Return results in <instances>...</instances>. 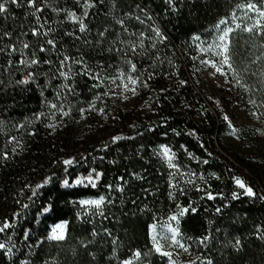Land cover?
<instances>
[{
  "label": "trees",
  "instance_id": "obj_1",
  "mask_svg": "<svg viewBox=\"0 0 264 264\" xmlns=\"http://www.w3.org/2000/svg\"><path fill=\"white\" fill-rule=\"evenodd\" d=\"M242 2L244 0H177L178 10L171 12L164 0H103V3L98 0L86 21L89 31L79 33L71 22L64 20L65 13L53 11L54 8L72 9L74 5L78 8L76 0H43L48 7L41 17V23L47 20L46 27L56 29L59 35L53 33L52 36L60 45L58 52L50 49L45 53L37 51L34 37L24 34L29 33L30 25L34 23V18L25 16V11L30 12V9L10 6L7 19L0 16V36L7 30L13 33L11 42L18 48L21 42L33 45L23 50L24 57L30 59L33 51L41 61H57L61 53L74 58L83 57V67L91 69L90 75L98 74L105 78L93 81L82 74V66L69 63L68 67L72 69L69 80L51 79L49 74L55 72V63L51 66L43 63L32 67L21 66L17 63L21 59L19 50L11 57L13 64L10 71H4L9 67V57L0 54V81L7 86L0 90V120L6 123V128L0 131V151L5 148L10 151L14 146L8 142L9 136L20 139L25 145L23 152L10 155L6 164H0V224L14 213L20 214L18 221L13 220L14 227L0 233V242L9 247L15 245L11 257L4 256L3 250H0V264H20L21 261L40 264L47 244L44 240L45 225L58 219H71L74 207L79 205L73 206L67 201L100 195L113 201L104 205L114 208L118 215L138 213L147 216L151 224L156 223L153 215L163 223L170 212L176 210V203L187 205L188 201H196L198 213L182 220L184 238L181 242L188 247V251L174 249L178 264H189V261L202 264L208 259L213 264H264V240L258 239L256 233V226L264 230V201L257 199L253 202L247 198L229 201V207L223 214L216 215L214 209L220 203L201 201L203 194L186 184L191 178L196 185H200L198 177L203 175L213 191L226 192L232 187L229 176L238 175L250 183L257 193L264 194V115L259 118L250 115L252 111L264 113V108L260 107L264 103V80L259 76L264 72V59L256 64L249 63L264 51L261 47L264 38L243 32L244 22L238 20L241 28L231 35V62L236 75L227 68L221 75L215 68L203 63L204 60L218 59L202 49H207L214 41L215 25L221 19L231 20L233 13L243 17V12L235 8L236 4ZM141 6L145 8L147 16L140 10ZM117 19L124 20L127 32L116 23ZM153 27H159L168 37L163 43L157 40L155 47H152V41L156 39ZM74 31L80 39L64 35ZM101 31H105L104 37L98 36ZM141 32L144 33L143 37L139 35ZM97 40L100 43H96ZM141 41L147 51L139 49L142 55L132 57L129 53L125 56L123 49L131 42L139 45ZM7 43L8 39L0 40V47ZM128 58L134 59L137 65L133 75L139 76L142 82L147 80L149 88H143L141 83L136 86L135 96L129 92V99L123 100L119 95L120 80L113 83L107 77H117L121 72L127 75L129 65L125 61ZM27 71L38 73L36 79L39 87L35 84L15 86L14 81L23 78ZM148 73H153L150 80ZM214 78H219L220 84L214 83ZM180 80L187 83L178 86ZM237 80H241L245 87L237 84ZM46 81L48 87H44ZM64 83H69L74 93H61L63 98L57 100L56 92ZM94 83L100 86L93 87ZM257 88L260 90L257 91ZM161 89L164 91L161 92ZM105 91H116L117 95L93 99L97 93ZM250 98L257 101L255 106L248 104ZM42 100L63 104L71 114L62 121L59 113L51 117V110L41 103ZM89 102L98 108L105 107L108 118L96 112H86V118L81 120L79 108H87ZM217 102L219 107L216 106ZM37 112H43L44 118L34 120L33 115ZM225 112H242V116L249 115L254 124L238 125L237 139L229 134L231 130L219 118ZM26 119L32 120L28 127H13L16 123L23 124ZM48 123L58 124L57 130L48 129L45 126ZM149 126L155 129L154 133L147 132ZM171 128L183 131L195 129L197 135L176 136ZM256 129L261 131L257 132ZM33 130L36 135L29 137L27 132ZM165 131L168 132L167 136L162 135ZM137 132H143L144 136H138ZM115 135L125 139L113 145L110 140ZM129 136L134 139H127ZM106 143L107 150L104 148ZM141 144L144 145L143 150L139 148ZM160 144L168 145L175 153L174 162L179 166V173L169 169L156 156L154 150ZM181 144L185 146L184 149L180 148ZM201 144L205 147L201 148ZM137 151H140L139 156L136 155ZM188 152L195 159L189 158ZM209 152L211 156H208ZM68 157L80 161L70 168L73 175L86 174L90 168L104 172L97 188L48 185L40 191L35 203L29 201L27 196L31 193L24 185L34 187L53 171L63 175V166L52 161ZM203 159H208L209 164L201 163ZM132 172L140 174L143 179H133L130 175ZM170 172L174 173L173 183L176 184L174 200L168 197ZM190 172L197 175L189 177ZM213 172L220 177L219 180L214 177L208 179ZM120 176L126 181L123 192L114 191L115 186L121 183L116 179ZM105 184H112L113 189L105 188ZM181 188L187 189L186 195H179ZM132 201H136L135 205ZM25 203L31 204L27 210L21 207ZM47 203H54L56 210L47 214V220L43 216L35 220L40 205ZM209 221L212 223L209 224ZM25 231L30 232L31 239L24 236ZM202 235L209 236L206 246L197 240ZM9 236L11 241L8 240ZM188 237L193 239L189 240ZM236 238L242 241L239 250L231 247V242ZM149 249L140 250L147 252ZM110 260L113 264L119 262L117 254L113 256L112 252ZM144 264H166V259L151 254L145 258Z\"/></svg>",
  "mask_w": 264,
  "mask_h": 264
},
{
  "label": "snow or ice",
  "instance_id": "obj_2",
  "mask_svg": "<svg viewBox=\"0 0 264 264\" xmlns=\"http://www.w3.org/2000/svg\"><path fill=\"white\" fill-rule=\"evenodd\" d=\"M98 0H76V5H78V8L74 5L72 9H61V8H54L53 11L55 12H63L64 20L69 21L72 23L74 28H77L79 33H85L89 31V25L87 24V18L91 15V10L95 9L97 6ZM100 3H103V0H99ZM177 0H164L165 6L171 11L176 12L178 9L176 7ZM40 6H37V5ZM10 6H15L16 8H25L30 9L31 11H25V16H30L31 18H34V23L30 25L29 33H24L25 35L30 34L32 37L36 39V43L38 45L37 51L40 53L48 52L50 49L59 51L60 45L58 44L57 40L54 36H52L53 33H56V35H59V33L56 32V29L52 27H46L48 24L47 20H44L43 23H41V17L44 13V11L47 9V5L43 3V0H0V16L7 19L8 13L10 10ZM235 8L237 10H240L243 12V17H237L233 13L231 20H228L227 18L221 19L216 25H215V39L208 46L207 49H202V51L211 52L212 55L218 59H208L204 60L203 63L210 65L211 67L215 68L217 73H220L221 75L224 74V69L227 68L233 72V75H236V69L234 68L232 64V53H231V35L235 33L237 29L241 28V23H237L238 20L244 22L243 26V32L245 33H251L254 34L257 37L264 38V0H244L242 3L236 4ZM141 11L145 12V15L147 16V12L143 6L140 8ZM82 13V14H80ZM40 14V15H38ZM127 15V14H125ZM151 19V17H148ZM137 20H139V17H136ZM246 21H251V23H247ZM116 23L119 24L123 31L127 32L128 29L124 26L125 22L124 20L117 19ZM232 25H235L233 27ZM152 32L155 35V40L152 41V47L156 46V41L163 43L167 41L168 37L162 31L159 27H153ZM13 33H10L9 31L5 30L3 32V35L0 36V40L8 39L9 43H7L4 47H0V54H5L9 57L8 59V65L9 67L4 69V71H10V68L13 64V60L11 57L13 54H15L18 50L21 52V59L17 61V63L24 67H32V66H38L39 64L43 63L45 65H53L56 64L55 72L50 73L51 79L56 78H62L64 81H67L70 79V75L72 74V69L68 67V64H74L77 66H82V74L85 76H89L93 81H101L105 79L104 77L97 75H90L91 69L84 66V60L83 57L74 58L71 55L63 54L61 53L58 57L57 61H53L51 59H44L41 61L36 56V51H33L31 58L24 57L23 50L32 48L33 45L27 42H21V46L18 48V46L11 42V36ZM65 36L68 37H74L75 39H80V37L75 35L74 32H66L64 33ZM141 37L144 36V33L141 32L139 34ZM99 37L105 36V31H101L98 33ZM51 37V38H50ZM86 43H91L90 41H86ZM96 43H100L99 40L96 41ZM123 44V41L120 42ZM264 48V45L261 46ZM139 49H144L145 45L143 41L140 42L139 45H136L135 42H131L126 49H123V52L125 56H127L129 53L132 57H135L136 55H142L139 51ZM118 51L120 49L118 48ZM261 59H264V51L261 52L260 55L256 56L255 60H250L249 63L256 64ZM126 64L129 65L128 68V74L125 75V73L121 72L119 73V76L117 77H107V79L111 80L113 83L117 79L120 80V84L118 85V88L120 89L119 95L123 98V100H128L129 97L127 93L131 92L133 96L137 94V85L142 83L143 88H149V83L147 80L141 81V78L139 76H134L133 73L137 70V65L134 62V59L128 58L126 59ZM67 69V70H66ZM38 73L34 71H27L26 74L23 76V78L16 79L14 81L15 86H24V85H30L35 84L37 87H39V84L37 82L36 76ZM253 75H257L256 73H253ZM259 76L262 80H264V72L259 73ZM153 73H148L147 78L148 80L152 79ZM187 82L184 80H180L178 82V86H183ZM237 84H239L241 87H245V85L241 82V80L236 81ZM131 85V87H130ZM49 84L46 81L44 84V87H48ZM99 83H94L93 87H99ZM3 87H7L3 85V82L0 81V90L3 89ZM260 89L257 88V91ZM161 92L164 91V89L160 90ZM61 93L65 94H73L74 89L69 83H64L62 86L59 87L58 91L56 92V99L60 100L63 97L61 96ZM40 95L43 97L44 92L43 90L40 91ZM117 95L116 91H105L103 93H97L95 97H93L94 100L99 99L101 96H115ZM211 100V97H209ZM42 104H44L49 110H51V117H55L57 113L60 114V120L62 121L64 117L69 116L70 110H65L63 104H56L49 102L47 100H42ZM159 103V102H157ZM248 104L256 105L257 101L254 99H249ZM217 107H219V102L216 104ZM190 107V106H187ZM261 108H264V103L260 104ZM86 112H96L97 115H100L104 117L105 119L108 118L109 114L106 111L105 107H97L96 104L89 102L88 107L79 108L80 113V119L84 120L85 113ZM43 112H37L34 113L33 119L34 120H41L44 118ZM251 116L259 118L261 115H264V113H260L258 111H252L250 113ZM224 123L228 129H230V135L235 136L237 139L239 138V131L235 127V124L231 117L225 113L223 116L219 117ZM32 123V120L26 119L23 124L16 123L13 125L14 128L20 129L21 127H28ZM165 124H167V121H165ZM48 129L51 131H56L58 124L55 123H48L45 125ZM6 128V123L4 120H0V131H3ZM155 129L151 126L147 127V132L154 133ZM257 132H260V129H256ZM172 134L176 136L185 135V136H196L197 130L195 129H189L187 131L183 130H177L176 128H171ZM27 135L29 137L35 136L36 131H29L27 132ZM138 136L143 137V132H137ZM162 135L167 136L168 132L165 131L162 133ZM125 139V137L115 135L111 137L110 143L115 145L118 143V141ZM127 139H134V137H127ZM8 142L10 144H13L14 146L9 151L7 148L5 150L0 151V164H6L7 161L10 158V155L12 154H19L20 152H23L25 150V145L20 139H17L14 136L8 137ZM201 148H204L205 145L201 144ZM104 148L108 149V144L106 143L104 145ZM141 150L144 149V145L141 144L139 146ZM181 149H184L185 146L183 144L180 145ZM155 154L158 158L162 159L168 166L169 169L175 170V173H179L180 169L179 166L174 162L176 159L175 153L172 151V149L166 145V144H160L158 146V149H155ZM137 156L140 155V151H137ZM187 155L191 159H195L193 154L191 152H188ZM212 154L209 152L208 156H211ZM101 160L104 159V157H100ZM80 161H77L73 157H68L60 161H52V163L57 164L58 166L62 165V172L63 175L57 173L56 171L51 172L49 175H45L42 178V181L40 183L35 184L33 187L30 184L24 185V188L28 189L31 193V195L27 196V199L31 201L32 203H35V198L39 196V193L41 190H43L48 185L53 186H59L60 188H73V187H84V188H97L98 184L102 182L104 177V172L102 170H97L96 168H90L87 170V173L85 175L76 174L73 175V173L70 171V168H72L75 164L79 163ZM109 163H115V161H109ZM204 165L209 164L208 159H203L201 161ZM133 179L135 180H141L143 177L135 172H132L130 174ZM189 177H194L197 174L195 172H190ZM173 176L174 173H169V181H168V197L170 200H174L173 193L176 190V184L173 183ZM214 177L216 180H219L220 177L216 176V174L210 173L208 179H211ZM117 180H119L121 183L117 184L114 188V191L117 192H123L124 189V183L126 181L124 180L123 176L117 177ZM198 179L201 181L200 185H196L195 182L189 178L186 181V184L192 185L196 188V191L199 193H202L203 195L200 197L201 201H218L220 203V206L215 207L214 213L216 215H222L224 210L229 207V201H238L241 200V198H247L253 202L255 200L264 201V194H259L255 190V188L244 178L238 175H230L229 181L232 185L231 188H229L226 192L225 191H213L211 188V185L208 184V180L205 178V176L200 175ZM105 188L107 189H113L112 184H105ZM23 191V189L21 190ZM186 188H181L179 190V195H186ZM17 203H20V201H17ZM67 203L72 204L73 206L79 205L84 210L83 212L78 211L76 213V219H81V217L84 215L85 212H87L88 208L94 209L93 215H99L101 217L104 216L103 212V206L105 203L112 204L113 201L108 199L104 195H100L96 198H80L77 200H69ZM132 203L135 205L136 201H132ZM31 204L25 203L22 204L21 207L24 210H27ZM87 206V207H85ZM176 210L171 211L170 214L166 217V220L163 223H160L155 215H153L152 219L156 221V223L149 224L148 225V239L151 244L150 249L147 252H142L139 248L132 249L131 254L129 258L121 259L119 260L118 264H144L145 258L148 257L151 254H155L159 256L162 260L166 259V264H178V261L174 258V249L178 248L183 252L188 251V247L181 242L183 237V232L181 228L182 220L183 218L189 216V215H195L198 213L199 208L196 201H188L187 205H183L180 203H176L175 205ZM56 210L54 203H47V204H41L39 209L37 210L36 217H34L35 220H38L39 217L43 216L45 220L48 219L47 214L50 212H54ZM20 217L19 213H14L12 217L5 218L2 221V224H0V233L5 232L6 230L12 228L15 226L13 223V220L18 221ZM90 222V221H89ZM212 222L209 221V224ZM71 222L66 219H58L51 223L50 225H45V232L46 235L44 236V240L46 241H52V242H61L64 241L66 238L67 230L70 227ZM219 231V229H216ZM105 233H107L109 236H111V233L107 228L104 229ZM256 233L257 238L264 240V230H262L261 226H256ZM97 233L95 231L92 232V236H96ZM24 236L28 239H31V234L29 231L24 232ZM11 236L8 237V240L11 241ZM187 239L191 240L192 237H188ZM197 240L199 243L204 244L206 246L207 241L209 240L208 235H202L200 237H197ZM39 243V241H38ZM116 241L113 239V244H115ZM242 241L239 238L234 239V241L231 242V247L239 250L241 247ZM15 248V245L8 246L6 243L0 242V250H3L2 254L6 257H11L13 255V249ZM172 249V250H169ZM112 255L115 256V248L113 249ZM178 255V253H176ZM200 258L197 257V261H199ZM20 264H26V261H21ZM189 264H196V262L189 261ZM202 264H213V261L211 259L206 260L205 262H202Z\"/></svg>",
  "mask_w": 264,
  "mask_h": 264
},
{
  "label": "rangeland",
  "instance_id": "obj_3",
  "mask_svg": "<svg viewBox=\"0 0 264 264\" xmlns=\"http://www.w3.org/2000/svg\"><path fill=\"white\" fill-rule=\"evenodd\" d=\"M214 83L220 84V79L214 78ZM225 113L231 117L236 128L238 125L254 124L251 117L242 116V112ZM78 211L84 210L81 206L74 207L64 241H47L40 264H113L110 255L114 248L121 260L129 258L132 249L151 247L148 239V225L151 223L147 216L138 213L118 215L114 208L104 205L103 217L93 215L94 209L89 207L81 219H76ZM105 228L111 236L105 233ZM93 231L97 233L96 236H92Z\"/></svg>",
  "mask_w": 264,
  "mask_h": 264
}]
</instances>
